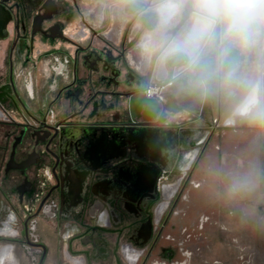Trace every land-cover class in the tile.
I'll return each mask as SVG.
<instances>
[{"label": "flooded vegetation", "instance_id": "1", "mask_svg": "<svg viewBox=\"0 0 264 264\" xmlns=\"http://www.w3.org/2000/svg\"><path fill=\"white\" fill-rule=\"evenodd\" d=\"M18 1L12 19H0V264H137L171 206L162 205L166 181L194 161L189 141L203 136L192 133L191 121L172 117L174 101L186 106L188 92L174 99L172 79L147 82L138 75L147 96L149 85H164L161 98L149 96L162 109L149 124L135 125L121 124L128 120L109 110L110 123L102 124L95 101L114 105L112 91L121 87L108 72L103 78L95 71L96 59L115 58L121 72L129 61L125 40L114 45L97 36L99 42L77 45L74 55L75 74L82 60L86 77L48 102L35 86L40 63L53 57L55 82L67 70L60 53L37 51L36 40L67 39L59 18L68 0ZM144 5L136 0L126 7L143 30L149 27L133 17ZM112 47L121 49L115 54ZM60 109L71 111L59 117ZM47 125L58 129L52 139L44 138Z\"/></svg>", "mask_w": 264, "mask_h": 264}, {"label": "rangeland", "instance_id": "2", "mask_svg": "<svg viewBox=\"0 0 264 264\" xmlns=\"http://www.w3.org/2000/svg\"><path fill=\"white\" fill-rule=\"evenodd\" d=\"M201 132L194 161L166 181L171 206L137 264H264V128L236 117Z\"/></svg>", "mask_w": 264, "mask_h": 264}, {"label": "clouds", "instance_id": "3", "mask_svg": "<svg viewBox=\"0 0 264 264\" xmlns=\"http://www.w3.org/2000/svg\"><path fill=\"white\" fill-rule=\"evenodd\" d=\"M145 2L140 48L159 73L201 98L241 93L233 114L264 128V0Z\"/></svg>", "mask_w": 264, "mask_h": 264}, {"label": "crops", "instance_id": "4", "mask_svg": "<svg viewBox=\"0 0 264 264\" xmlns=\"http://www.w3.org/2000/svg\"><path fill=\"white\" fill-rule=\"evenodd\" d=\"M136 1V0H135ZM132 0H68L67 10L59 18L60 27L65 38H56L42 42L36 40V50L57 51L61 57V69L67 72L55 78L52 66L55 60L52 56H48L40 63V72L37 75L35 86L46 93L48 102L53 101L58 93H61L64 87H72L73 84L79 83L82 78L86 77V68L80 60L77 64V74H75L74 55L77 45H86L92 38L95 43L99 42L97 36H101L114 45L120 44L121 40L126 41V56L129 61L128 68L122 67V77H129V80L137 81V77L142 76L145 81H161L166 78L157 70L155 59L151 62L145 57L140 42L146 29H141L139 21H132V14L126 10V7ZM78 5V8L76 7ZM8 40H4L3 44H7ZM116 54L121 47H112ZM63 57H68L69 61H65ZM131 72L136 75L133 77ZM172 91L174 99L180 98L177 90ZM61 93V97H62ZM241 93L237 92L231 97L218 95L202 98V103H196V95L188 92L186 96L187 105L178 107L179 100L174 101L175 113L172 117L180 121H191L189 128L194 134L200 133L201 129L209 127H217L225 124L226 121L236 122V116L233 109L237 103ZM60 97V98H61ZM173 101V100H172ZM68 111L60 109L59 117H66ZM201 128V129H200Z\"/></svg>", "mask_w": 264, "mask_h": 264}, {"label": "water", "instance_id": "5", "mask_svg": "<svg viewBox=\"0 0 264 264\" xmlns=\"http://www.w3.org/2000/svg\"><path fill=\"white\" fill-rule=\"evenodd\" d=\"M20 5L18 0H0V19H5L6 21L12 19L13 15V6ZM147 7V4L144 5L143 8ZM6 16H10L7 20ZM140 18L145 27H150L151 16L148 13H144V15H136L133 17L134 20ZM113 62L110 64L109 61ZM99 62L98 66L95 68L103 78H107L106 73L110 74L112 77L111 83L115 88L121 87L119 90L112 91V94L116 97V102L114 105L107 107L104 104H99V101H95L94 106L96 104L95 114L99 116L102 120V124L107 122L110 123V117L108 115L109 110H116L119 115H123L128 121H124L121 124L123 125H135V124H149L152 115L159 112L162 109L161 103L152 97L146 95L144 88L141 86V82H134L132 80H128L127 78H122L121 70L116 63L115 58H109L108 60L104 58L103 55H98L96 59ZM177 86V84H176ZM179 93H183L185 91H181L177 88ZM196 95V94H195ZM199 96V95H197ZM199 98H201L199 96ZM100 107V108H99ZM142 117V121H138V118ZM116 124V123H114ZM118 124V122H117ZM54 131V133H53ZM58 129L55 126L47 125V130L44 138L50 136V138H54L57 135Z\"/></svg>", "mask_w": 264, "mask_h": 264}, {"label": "built area", "instance_id": "6", "mask_svg": "<svg viewBox=\"0 0 264 264\" xmlns=\"http://www.w3.org/2000/svg\"><path fill=\"white\" fill-rule=\"evenodd\" d=\"M163 88H164V85H162V84H151L147 88V94L149 96H155L157 98H161Z\"/></svg>", "mask_w": 264, "mask_h": 264}, {"label": "bare ground", "instance_id": "7", "mask_svg": "<svg viewBox=\"0 0 264 264\" xmlns=\"http://www.w3.org/2000/svg\"><path fill=\"white\" fill-rule=\"evenodd\" d=\"M178 185H179L178 183H175L173 186H171V188H167L166 189V192L165 193H166L167 197H171V196H173L175 194V192L178 189Z\"/></svg>", "mask_w": 264, "mask_h": 264}]
</instances>
